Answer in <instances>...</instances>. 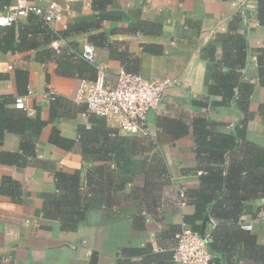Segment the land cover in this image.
<instances>
[{
	"label": "crops",
	"instance_id": "obj_1",
	"mask_svg": "<svg viewBox=\"0 0 264 264\" xmlns=\"http://www.w3.org/2000/svg\"><path fill=\"white\" fill-rule=\"evenodd\" d=\"M57 1L60 21L44 24L30 13L12 24L10 46L0 47V264H177L174 233L194 206L186 198L178 208L175 194L198 187L195 172L214 165L197 160L195 121L236 134L239 150L244 141L264 147L263 0H78L67 10ZM57 35L74 47L92 43L94 62L67 46L55 51L50 41ZM96 64L106 67L110 83L120 69L176 80L148 115L159 128L149 151L117 157L122 137L133 135L95 114L82 116L75 89L79 78L95 77ZM29 89L28 109H14V97ZM242 157L235 152L229 160ZM147 166L159 187L147 192L148 202ZM57 171H79L78 183H59ZM119 174L124 187L109 207L110 177L117 184ZM245 204L240 222L252 225L262 255L247 258L239 245L231 259L264 264V195Z\"/></svg>",
	"mask_w": 264,
	"mask_h": 264
},
{
	"label": "trees",
	"instance_id": "obj_2",
	"mask_svg": "<svg viewBox=\"0 0 264 264\" xmlns=\"http://www.w3.org/2000/svg\"><path fill=\"white\" fill-rule=\"evenodd\" d=\"M0 28L4 31V33H0V47H9L10 40L14 35L13 25L0 26ZM224 89L228 101L233 100L235 93L232 86ZM193 135L196 144L195 153L199 163L213 161L214 165H206L203 173L199 175L198 187L185 191L187 202L194 206V213L183 215V220L194 231L200 232V222L205 216H210L213 219L215 226L210 231L212 241L209 243V248L214 255V261L223 257L222 264H233L232 254L239 245H242L244 256L247 258L253 257V253L262 255V249L257 245L255 236L241 228L239 216L248 211L245 201L259 197L261 194L264 195V147L244 141V148L239 150L238 146L241 144L239 136L237 138L236 134L213 131L206 127L203 119L195 121ZM2 136L3 133L0 131V140ZM85 141L89 140L85 138ZM122 141L125 146L120 152L122 157L117 156L119 158L126 159L129 158V155L147 152L152 148L150 139L142 136L122 137ZM240 151L243 154L242 159L229 160L235 152L240 153ZM250 152L253 154L249 155ZM154 157L158 159L156 155ZM55 177L59 183L68 181V186L73 187L78 183L79 171H74L71 174L57 171ZM115 177L116 175L110 177L113 191L104 197L109 207L115 202L116 192L124 187L125 180L121 179L120 174L117 175L118 183L113 184L116 180ZM152 189L153 186L148 185L146 181L143 187L146 202L153 200L146 197L147 192ZM107 191L108 189L106 193ZM207 225H205V229ZM224 225L227 227L222 235L218 233V229Z\"/></svg>",
	"mask_w": 264,
	"mask_h": 264
},
{
	"label": "built area",
	"instance_id": "obj_3",
	"mask_svg": "<svg viewBox=\"0 0 264 264\" xmlns=\"http://www.w3.org/2000/svg\"><path fill=\"white\" fill-rule=\"evenodd\" d=\"M66 6L78 0H62ZM34 13L42 19L44 24L51 21H60L63 13L57 0H50L41 6L31 0H13L0 7V26H9ZM50 46L59 51L62 46H67L73 54L88 62L95 60V46L86 41L74 47L68 44L67 39L57 35L50 41ZM96 75L93 79L81 77L78 79L74 93V100L85 105L83 117L95 114L111 121L118 130L127 135L146 137L156 140L159 130L148 119L152 111H158L163 102L168 87L176 84L170 77L160 79L146 78L140 73L127 72L120 69L115 83H110L107 78V69L102 64H96ZM32 94L29 89L25 95L14 97L13 106L17 109H28L26 97ZM202 170L195 174L199 176ZM178 208L186 205L184 189H179L175 194ZM264 219V211L260 213ZM215 226L209 222L203 233L194 231L189 224L181 219L179 229L174 233V242L171 247L172 260L177 264H212L213 253L209 248L212 241L210 231ZM243 229L250 230L252 225L240 222Z\"/></svg>",
	"mask_w": 264,
	"mask_h": 264
},
{
	"label": "rangeland",
	"instance_id": "obj_4",
	"mask_svg": "<svg viewBox=\"0 0 264 264\" xmlns=\"http://www.w3.org/2000/svg\"><path fill=\"white\" fill-rule=\"evenodd\" d=\"M135 169H137V168H135ZM144 173H145V178H146V181H147L148 185L153 186V187H156V190H157L159 187H157L155 185H158V182L156 180V184H154V179H153L154 176H155V174H156L155 171H153L152 169H150V167L147 166L146 169L144 170ZM161 182L166 184V181L165 180H163ZM161 182H160V185L162 186V183Z\"/></svg>",
	"mask_w": 264,
	"mask_h": 264
},
{
	"label": "water",
	"instance_id": "obj_5",
	"mask_svg": "<svg viewBox=\"0 0 264 264\" xmlns=\"http://www.w3.org/2000/svg\"><path fill=\"white\" fill-rule=\"evenodd\" d=\"M208 220V216H205V218L203 219L202 221V226H201V230H200V233L202 234L203 233V230H204V227H205V222Z\"/></svg>",
	"mask_w": 264,
	"mask_h": 264
}]
</instances>
